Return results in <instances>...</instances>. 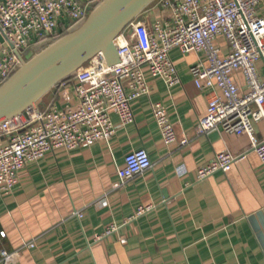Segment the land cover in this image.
Returning <instances> with one entry per match:
<instances>
[{"label":"crops","instance_id":"crops-1","mask_svg":"<svg viewBox=\"0 0 264 264\" xmlns=\"http://www.w3.org/2000/svg\"><path fill=\"white\" fill-rule=\"evenodd\" d=\"M257 12L264 19V1ZM164 16L152 12L143 22L151 29ZM218 44L227 55L226 43ZM170 58L181 83L168 88L146 70L149 94L131 103L134 123L120 126L111 115L118 129L109 145L57 149L28 163L11 191H0V251L21 249L18 264H264V163L251 149L264 141V121L254 124L252 138L197 135L208 93L196 87L191 68L207 64V56L174 49ZM257 69L264 79V61ZM234 79L246 91L242 74ZM68 96L56 90L44 106L65 107ZM156 103L168 112L175 144L163 141ZM141 149L152 169L120 184L126 156ZM221 152L244 158L229 173L199 181L198 170ZM145 207L151 209L132 219ZM111 226L118 230L98 241Z\"/></svg>","mask_w":264,"mask_h":264},{"label":"built area","instance_id":"built-area-1","mask_svg":"<svg viewBox=\"0 0 264 264\" xmlns=\"http://www.w3.org/2000/svg\"><path fill=\"white\" fill-rule=\"evenodd\" d=\"M101 1L1 0L0 87L20 68L18 54L24 56L28 48L57 41L64 36H60L62 29L70 33L84 23ZM263 1L157 0L148 14L163 12L165 16L151 29L138 19L131 25V33L119 36L118 63L110 65L100 53L71 80L57 87L69 93L65 107L47 105L0 126V191H11L28 163L57 149L72 151L94 143L109 145L118 129L111 115L120 118V126L134 123L131 103L149 94L146 70L161 78L168 88L181 83L170 58L174 49L184 54L203 52L207 56V64L191 68L196 87L208 93V111L198 123L197 135L222 131L252 138L254 124L264 121V79L257 69V62L264 61V19L257 12ZM219 40L226 43L227 55L223 54ZM236 73L245 79L244 92L235 82ZM153 114L164 143H177V133L164 105L153 104ZM188 143V139L180 141L182 146ZM251 149L264 163V141ZM243 158L229 152L218 153L198 170L197 178L202 181L217 172L229 173ZM152 167L146 150L131 152L118 170L120 184ZM150 209L140 208L132 219ZM117 230L111 226L98 241ZM0 235L5 237V232ZM29 246L35 247L33 243ZM20 258L21 249L0 251V264H18Z\"/></svg>","mask_w":264,"mask_h":264},{"label":"water","instance_id":"water-1","mask_svg":"<svg viewBox=\"0 0 264 264\" xmlns=\"http://www.w3.org/2000/svg\"><path fill=\"white\" fill-rule=\"evenodd\" d=\"M157 0H102L76 30L25 58L0 87V126L43 106L41 100L98 54L119 62L116 40ZM131 33V31L129 32Z\"/></svg>","mask_w":264,"mask_h":264},{"label":"rangeland","instance_id":"rangeland-1","mask_svg":"<svg viewBox=\"0 0 264 264\" xmlns=\"http://www.w3.org/2000/svg\"><path fill=\"white\" fill-rule=\"evenodd\" d=\"M151 8H152V6L151 7H149L140 17V19L141 20H143V16H145V15H147L148 14V12L151 10ZM131 25L125 30V32L126 33H128V32H130L131 31ZM78 28V27H77ZM77 28H75L74 30H76ZM73 30V31H74ZM72 32V31H71ZM125 32H123V34L125 33ZM45 48V47H44ZM43 49V48H42ZM42 49H40V50H38V51H36V53H38V52H40ZM35 53V51H34V49H32V48H28V49H26L25 51H24V53H23V55H24V57L25 58H29V57H31L33 54ZM57 90V87L54 89V90H52L51 92H49L48 94H46V96L41 100V102L43 103V106L42 107H46V106H44L45 105V102H46V100H48V98H49V96L52 94V92H54V91H56ZM64 92V91H63ZM61 94H63V97H64V93H61ZM72 100H74V97H73V95H72Z\"/></svg>","mask_w":264,"mask_h":264},{"label":"trees","instance_id":"trees-1","mask_svg":"<svg viewBox=\"0 0 264 264\" xmlns=\"http://www.w3.org/2000/svg\"><path fill=\"white\" fill-rule=\"evenodd\" d=\"M68 33H69V30H67V29H62V30L60 31V36H62V35H66V34H68ZM50 43H51V42H43V44H41V45H39V46H36V47L34 48L35 53H36V51H38V50H40V49L46 47V46L49 45ZM73 77H74V75L71 76L70 78H68V79L65 80V81H69V80H71ZM65 81H64V82H65Z\"/></svg>","mask_w":264,"mask_h":264},{"label":"bare ground","instance_id":"bare-ground-1","mask_svg":"<svg viewBox=\"0 0 264 264\" xmlns=\"http://www.w3.org/2000/svg\"><path fill=\"white\" fill-rule=\"evenodd\" d=\"M115 44H117V41L115 42Z\"/></svg>","mask_w":264,"mask_h":264}]
</instances>
